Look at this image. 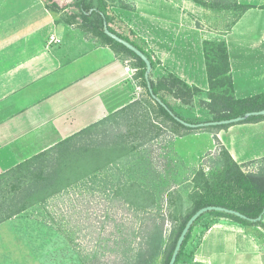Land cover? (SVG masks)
Returning a JSON list of instances; mask_svg holds the SVG:
<instances>
[{"label":"crops","instance_id":"crops-1","mask_svg":"<svg viewBox=\"0 0 264 264\" xmlns=\"http://www.w3.org/2000/svg\"><path fill=\"white\" fill-rule=\"evenodd\" d=\"M23 1V30L5 40L0 35V173L139 99L143 92L134 77L133 60L117 54L91 26L75 28L71 10V19L59 23L56 35L61 43L47 44L44 30L51 27L52 14L67 13L70 7L79 15L73 4L52 10L45 0ZM106 1L117 16L115 25L131 29L156 61L154 77L169 71L189 85L208 90L203 41L210 39L204 24L213 11L210 7L195 0ZM236 1L252 7L232 22L222 38L234 96L243 98L264 92V0ZM127 65L134 72L126 71ZM263 125L264 119L230 125L226 132L193 133L206 136L210 145L217 138L240 162L251 150L240 143L238 129L229 128L254 130ZM257 150L254 155L261 156L264 146L252 153ZM192 264H264V231L219 221L202 236Z\"/></svg>","mask_w":264,"mask_h":264},{"label":"trees","instance_id":"trees-1","mask_svg":"<svg viewBox=\"0 0 264 264\" xmlns=\"http://www.w3.org/2000/svg\"><path fill=\"white\" fill-rule=\"evenodd\" d=\"M195 1L205 7H212L207 0ZM216 2L220 4L222 0H216ZM45 3L52 10L67 5L66 1L60 0H45ZM72 4L78 9L82 22H88L92 30L117 54L133 60L136 68L134 77L143 92L139 99L0 173V224L35 204H45L49 198L59 195L69 187L93 182L98 172L116 178L119 173L117 164L122 162L123 158L126 160L134 158V152L140 145L153 140L162 131V128L153 120L180 136L198 131L220 130L230 126L225 124L190 128L176 121L149 94L144 78V62L131 50L105 35L104 22L110 31L148 56L151 63L149 81L153 93L180 118L191 123L203 122L200 119L190 120L176 111L166 93L184 104L190 102L195 96L205 93L208 101L203 98L202 102L213 114L212 120L231 118L243 115L247 111L264 109V92L243 98L234 96L229 56L223 38L203 41L208 80V90L204 91L195 85L187 84L169 71L160 77H154L156 61L140 44V39L131 29L125 30L115 25L117 16L106 0H73ZM231 5L238 10L233 22L241 13L252 7L250 4L238 3L236 0H231ZM144 104L148 108L145 109ZM141 109H145L142 114L139 113ZM262 119L264 116L261 115L250 116L241 123ZM123 123L126 125L125 132H120L119 127H114ZM216 142L221 145L217 138ZM220 148L222 161L217 162V168L214 171L206 172L203 167H200L194 172L193 187L189 194L190 209L183 215L176 212L179 193L175 189L166 191L162 199L166 206L164 214L156 205L152 190L135 182L115 186L112 198L121 199V203L133 212L137 222V225L116 224L117 231L111 241V247L114 248L113 252L122 250L124 264H155V262L167 264L185 222L200 207L219 205L237 210L249 218H255L261 213L264 204V170L245 172L223 145ZM261 158L264 159V156ZM204 218L209 221L204 223V231H200L196 236L195 227ZM219 219H226L230 223L245 227L258 226L264 231V214L261 220L253 222L222 211H207L194 221L186 233L174 264H178L183 256L190 259L187 264H192L202 236L213 224L219 222ZM166 220L170 221L172 227L169 240L164 242ZM119 228L122 229L121 233ZM136 238H140L137 244ZM189 242H192L194 246L186 252ZM97 253L95 249L88 250L84 256L100 258ZM120 257L119 255L107 256V260L110 261L103 264H119L122 260ZM159 258L160 261H158ZM96 261L92 259L89 264H102Z\"/></svg>","mask_w":264,"mask_h":264},{"label":"rangeland","instance_id":"rangeland-1","mask_svg":"<svg viewBox=\"0 0 264 264\" xmlns=\"http://www.w3.org/2000/svg\"><path fill=\"white\" fill-rule=\"evenodd\" d=\"M60 1H66V4L70 5L73 3V0ZM207 1L213 11L204 20V24L210 31V39H222V34L229 29L238 10L231 5V0H222L220 4L216 0ZM0 3L4 4L0 10V35H4L2 39L5 40L11 36L12 32L23 30L20 24L24 13L20 11L24 1L15 3L13 0H4ZM15 6L19 7L16 12L13 11ZM67 9V13L57 11L52 14V25L44 30L48 45L61 43V37L56 33L61 30V23L71 19L70 10L73 15H76L75 28L86 29L89 26L88 22H82L77 11L73 12V8L70 9V7ZM11 23L16 27L6 26ZM51 35L59 37L60 41L49 42ZM2 46L3 44L0 43V47ZM165 95L175 110L186 118L193 121L212 120L213 114L202 102L203 98L208 101L205 93L195 96L186 104L168 93ZM144 108H148L146 104ZM145 109H141L139 113H144ZM153 122L161 127L162 131L153 140L140 145L134 152V158L128 160L123 158L122 162L117 164L119 173L116 178L98 172L93 182L69 187L59 195L49 198L45 204H35L1 223L0 264H89L92 259L103 264L110 261L107 260V256L114 255L121 256L122 260L119 264H124L122 250L113 252L114 248L111 247V241L117 231L116 224L137 225V222L133 212L121 203V199L112 198V191L118 184L135 182L152 190L156 205L164 214L166 206L162 199L166 191L175 189L179 193L176 212L180 215L188 212L191 205L189 194L193 187V174L200 167H203L206 172L217 168V162L222 161L221 145L217 142L210 145V142H207L208 138L201 134L186 133L182 136L174 134L158 121L153 120ZM114 127H119L120 132L126 130L124 123ZM229 129L230 131L238 129L237 134L241 135L240 143L247 145L251 150L249 156L238 162L242 169L245 172L264 170V159L261 158L264 153L261 156H255L260 150L252 153L257 147L262 149L264 146V125L254 130L237 126H231ZM212 130L213 133L217 131ZM224 131L226 132V129ZM224 131L220 132L223 140L226 136ZM208 221L204 218L196 225V236L200 231H204V223ZM219 221L227 220L219 219ZM171 227L170 221L166 220L164 242L169 240ZM119 232H122L121 228ZM139 241L140 238H136V244ZM193 246L194 244L189 242L186 252ZM93 249L98 251L97 256L100 258L84 256L88 250ZM189 261L188 257L183 256L178 264H187Z\"/></svg>","mask_w":264,"mask_h":264},{"label":"water","instance_id":"water-1","mask_svg":"<svg viewBox=\"0 0 264 264\" xmlns=\"http://www.w3.org/2000/svg\"><path fill=\"white\" fill-rule=\"evenodd\" d=\"M103 32L105 35H107L108 37L112 38L113 40H115L116 42L122 44L123 46H125L127 49L131 50L135 55H137L145 64V71H144V78L146 80V85L149 91V94L151 95V97L158 102L176 121H178L179 123H181L184 126L190 127V128H198V127H209V126H218V125H233V124H238L241 123L242 121L246 120L248 117L250 116H264V109H260V110H254V111H247L245 112L243 115H238L235 117H231V118H226V119H220V120H208V121H203V122H198V123H191L188 122L182 118H180L179 116H177L159 97H157L154 93L153 90L151 88V84L149 81V74L151 71V63L150 60L148 58V56L141 51L140 49H138L136 46H134L133 44H131L130 42H128L127 40L121 38L120 36H118L116 33L110 31L108 29V26L106 24V22L103 23ZM207 211H222L225 213H229V214H233L237 217H240L242 219H248L250 221L256 222L262 219L263 214H264V204L261 210V213L255 217V218H249L246 215H244L243 213L231 209V208H227V207H223V206H219V205H207V206H203L200 207L199 209H197L195 212H193L190 217L187 219V221L185 222L183 228L181 229L174 248L172 250V253L170 255L169 261L167 264H174L177 254L180 250V247L182 245V242L185 238L186 233L188 232V230L190 229L191 225L194 223V221L203 213L207 212Z\"/></svg>","mask_w":264,"mask_h":264},{"label":"built area","instance_id":"built-area-1","mask_svg":"<svg viewBox=\"0 0 264 264\" xmlns=\"http://www.w3.org/2000/svg\"><path fill=\"white\" fill-rule=\"evenodd\" d=\"M51 41H60V39H59V37H57L55 35H51L49 42H51ZM125 69L128 72H131V73L134 72V69L133 68H130L128 65L125 67Z\"/></svg>","mask_w":264,"mask_h":264}]
</instances>
